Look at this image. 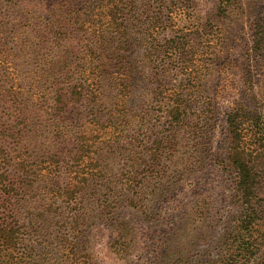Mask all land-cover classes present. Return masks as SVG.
<instances>
[{"label":"trees","instance_id":"16d2710c","mask_svg":"<svg viewBox=\"0 0 264 264\" xmlns=\"http://www.w3.org/2000/svg\"><path fill=\"white\" fill-rule=\"evenodd\" d=\"M231 4L220 0L219 12ZM184 16L182 0H0V72L10 79L0 99L15 107L14 125L0 121V264H99L85 253L80 213L96 205L110 215L121 196L130 206L144 198L160 158L166 150L176 153L178 131L192 110L196 64L211 58L213 31L185 32ZM167 29L175 37L158 45ZM250 42L254 51L264 48V19L254 21ZM141 48L148 49V64L139 66ZM169 51L183 79L164 93L168 65L154 66L149 55ZM145 78L148 99L166 95L171 106L164 130L140 142L127 133L133 122L128 107ZM30 111L35 121L26 122ZM185 127L189 135L200 130L198 123ZM225 130L226 154L218 161L232 176L237 211L217 257L200 264H264V197L258 192L264 189V119L236 104L226 113ZM138 147L144 152H129ZM119 157L120 176L110 167ZM171 258L164 254L160 262Z\"/></svg>","mask_w":264,"mask_h":264},{"label":"rangeland","instance_id":"374dc122","mask_svg":"<svg viewBox=\"0 0 264 264\" xmlns=\"http://www.w3.org/2000/svg\"><path fill=\"white\" fill-rule=\"evenodd\" d=\"M232 1L222 14L219 12L220 0H182L185 16L180 28L186 27L185 32H190L193 27L199 31L203 28L213 31L214 36L209 34L211 58L204 66L199 62L196 64L200 71L194 79V98L189 99L192 110L178 131L176 153L171 155L166 150L160 158V166L156 167L160 172L154 174L153 168V174L145 184L144 198L141 201L135 198L137 205L130 206L125 196H121L123 201L110 215L96 205L85 209L84 214L80 213L85 253L92 254L99 264H200L217 257L222 233L237 211L232 198V176L223 171L218 161L226 154V113L233 105L240 104L245 111L261 113L264 119V48L254 51L250 42L254 21L264 19V0ZM175 35L171 29L161 32L158 45L165 44L163 38L172 39ZM195 42L202 43V40L195 38ZM147 51V48L137 50V65L141 66L140 62L148 64L144 60ZM149 56L156 67L168 65L169 71L164 74L162 83L164 93L182 81L178 70L172 68V60L169 63L170 51L150 53ZM145 69H142L143 73ZM5 77L0 72V93L4 90L2 86L8 88L10 85L7 86ZM21 77L24 79L26 74ZM145 80L138 82L128 107L132 110L133 122L127 133L140 142L143 138L149 141L148 137L151 141L164 130L166 111L171 106L166 95L156 100L148 99ZM5 102L0 99V121L8 127L15 123V107H11V102ZM31 108L37 110V107ZM143 110L150 114L144 117ZM40 113L37 111L36 115ZM27 117L26 122L36 118H32V111ZM43 119L40 117V121ZM195 123L200 130L189 135L185 125ZM43 140V137L37 140L38 148ZM141 149L138 147L129 152L133 154L143 151ZM115 160L110 162L112 174L120 176L123 160L121 157ZM258 192L259 197H264L263 188ZM116 221L124 223L121 226L125 231L121 234L116 228L120 224ZM124 232L125 236L121 237ZM114 246L126 248V252L120 251L117 255ZM164 254L172 255L166 263L160 262ZM179 256L183 257L182 262L178 261Z\"/></svg>","mask_w":264,"mask_h":264}]
</instances>
